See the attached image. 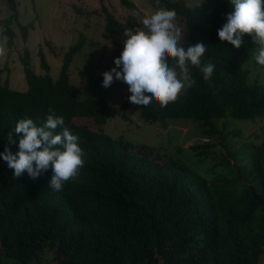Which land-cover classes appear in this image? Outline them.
I'll return each mask as SVG.
<instances>
[{"label":"trees","instance_id":"1","mask_svg":"<svg viewBox=\"0 0 264 264\" xmlns=\"http://www.w3.org/2000/svg\"><path fill=\"white\" fill-rule=\"evenodd\" d=\"M5 3L8 15L0 29L11 46L16 0ZM149 3L155 11L175 10L182 46L186 50L202 42L207 47L202 61L213 63L215 70L205 81L199 68L190 66L195 84L166 107L155 101L140 105L139 118L146 124L187 120L199 138L188 155L207 160V168L186 163L179 148L172 155L77 123L88 119L102 127L111 114L103 98L79 93L68 83L70 58L79 45L63 55L54 78L42 56L38 65L43 73L36 74L24 53L19 61L25 90H12L7 78L1 79L6 69L0 68V153L19 120L42 126L51 109L80 138L84 166L62 190L53 191L48 188L51 168L34 180L27 173L15 178L0 157V264H39L44 252L51 253L53 264H258L264 249V139L239 145L227 139H240L237 129L224 131L225 118L264 116V85L248 84L243 67L259 46L247 35L239 49L219 40L231 0H198L191 7L182 0ZM119 4L135 10L129 0ZM102 11L105 31L112 34L117 21ZM127 22L136 26L131 15ZM17 28L24 38L25 26ZM61 131L58 126L56 132ZM19 138L13 135L17 144L10 146L12 152Z\"/></svg>","mask_w":264,"mask_h":264},{"label":"rangeland","instance_id":"2","mask_svg":"<svg viewBox=\"0 0 264 264\" xmlns=\"http://www.w3.org/2000/svg\"><path fill=\"white\" fill-rule=\"evenodd\" d=\"M129 1L135 6L132 12L122 8L119 0H16L17 17L16 26L12 25L14 34L11 46L6 45L7 38L0 30V45L5 48V54L0 56V68L6 69L1 73V79L7 78L12 90H25L19 61L24 53L29 57L30 67L36 74L43 73L38 65L39 57L42 56L48 67V75L54 78L62 63L63 55L71 47L79 45V51L70 58L68 83L79 93L103 98L108 103L111 114L102 127L95 126L88 119L76 120L77 123L85 124L93 131L101 130L111 137L121 138L132 144L158 148L172 155H175V149L179 148L183 152L181 157L186 163L199 167L203 163L201 169L205 170L208 165L207 160L201 162L199 157L188 155V147L199 141V138L194 134L193 126L187 120L168 119L146 124L139 118L140 105L129 102L128 97L131 93L125 83L114 79L110 87L102 86V73L115 67L114 59L118 58L123 50L124 41L127 39L123 35L125 29L133 31L138 27L143 29L142 19L155 12L149 0ZM182 1L188 7L198 2V0ZM103 9L111 13L117 21V27L112 34L105 31ZM7 15L5 0H0V20ZM127 15L133 17L136 26L127 22ZM175 23L181 27L177 19ZM18 25L26 28L24 38L20 35ZM256 53L257 50H254L251 56L244 60L243 67L247 70L248 84L264 85V66L256 62L254 58ZM77 98H80V95ZM123 102L127 106L122 110ZM122 114L126 119L121 118ZM225 119L227 128L224 132L237 129L241 136L240 139L227 138L232 142L239 145L243 142L256 144L264 139V116L253 121ZM217 148L221 151L220 147ZM242 175L249 183L254 185L257 183L246 176L245 170ZM3 262L13 264L9 260ZM39 264H53L51 253L44 252L39 258ZM258 264H264V249Z\"/></svg>","mask_w":264,"mask_h":264},{"label":"clouds","instance_id":"3","mask_svg":"<svg viewBox=\"0 0 264 264\" xmlns=\"http://www.w3.org/2000/svg\"><path fill=\"white\" fill-rule=\"evenodd\" d=\"M231 5L227 22L218 30L219 40L239 49L243 37L250 36L259 46L254 58L264 66V0H231ZM175 21V10L159 7L142 19L143 29L126 28L123 50L114 59L115 67L102 73V86L110 87L114 79L122 81L131 93L128 97L131 104L147 106L155 101L166 107L186 86L195 84L190 66L199 68L203 79L210 81L215 65L202 61L207 47L197 42L185 50L182 30ZM4 54L5 48L0 45V56ZM168 58H171V64ZM49 112L51 114L42 126H37L32 119L19 120L8 133L9 146L0 157L14 170L15 178L27 173L34 180L51 168L48 188L60 191L66 182L78 177L84 166V151L80 147V138L63 127L64 118L55 115L51 109ZM58 126L62 128L59 133L56 132ZM14 134L20 137L16 152L10 150L11 145L17 144Z\"/></svg>","mask_w":264,"mask_h":264}]
</instances>
